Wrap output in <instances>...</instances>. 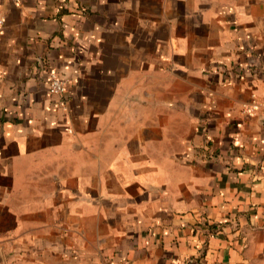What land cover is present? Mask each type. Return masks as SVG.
<instances>
[{
	"label": "crops",
	"instance_id": "crops-1",
	"mask_svg": "<svg viewBox=\"0 0 264 264\" xmlns=\"http://www.w3.org/2000/svg\"><path fill=\"white\" fill-rule=\"evenodd\" d=\"M263 98L264 0H0V264H264Z\"/></svg>",
	"mask_w": 264,
	"mask_h": 264
},
{
	"label": "built area",
	"instance_id": "built-area-1",
	"mask_svg": "<svg viewBox=\"0 0 264 264\" xmlns=\"http://www.w3.org/2000/svg\"><path fill=\"white\" fill-rule=\"evenodd\" d=\"M13 3H19L20 0H11ZM49 91L51 93H61L64 91V81H62L61 78L57 77L55 74H51L50 79H49ZM261 104V109L263 110V114H264V98L262 100ZM257 108V105H254L253 107H251V109H255ZM197 259H189L186 263L183 264H198ZM125 264V263H122ZM127 264V263H126Z\"/></svg>",
	"mask_w": 264,
	"mask_h": 264
}]
</instances>
